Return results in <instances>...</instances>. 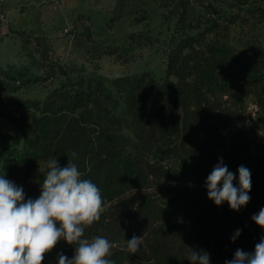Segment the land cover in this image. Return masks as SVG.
<instances>
[{"label":"trees","instance_id":"1","mask_svg":"<svg viewBox=\"0 0 264 264\" xmlns=\"http://www.w3.org/2000/svg\"><path fill=\"white\" fill-rule=\"evenodd\" d=\"M248 1L159 0L177 13L162 79L149 70L111 85L83 69L73 76L44 36L16 30L24 48L35 43L43 71L17 64L1 71L0 115L23 139L0 126V176L22 187L25 201L35 200L50 159L60 167L75 163L106 206L85 238L113 242L114 264H190L189 248L225 264L237 249L253 252L264 237L252 220L264 208V134L255 135L264 120V51L247 28L263 21L264 7L245 8ZM58 75L63 79L44 99L3 98ZM221 159L237 187L238 167L251 172L250 201L239 211L208 199L206 179ZM134 235L142 244L132 254L124 241ZM74 251L60 240L42 264Z\"/></svg>","mask_w":264,"mask_h":264},{"label":"rangeland","instance_id":"2","mask_svg":"<svg viewBox=\"0 0 264 264\" xmlns=\"http://www.w3.org/2000/svg\"><path fill=\"white\" fill-rule=\"evenodd\" d=\"M257 6L264 7V0L244 4L245 8ZM176 19L175 8L162 6L159 0H0V77L9 64L29 65L42 73V56L35 43L24 48L16 32L25 30L28 35L44 36L50 55L74 69L73 76L83 69L84 75L100 77L111 85L115 77L149 70L162 79ZM247 30L264 51V19H253ZM63 77L5 92L3 98L6 102L44 99ZM250 108L255 105L250 103ZM263 124L264 120L258 123L256 136L264 134ZM0 126L22 141L21 129L4 115H0Z\"/></svg>","mask_w":264,"mask_h":264},{"label":"clouds","instance_id":"3","mask_svg":"<svg viewBox=\"0 0 264 264\" xmlns=\"http://www.w3.org/2000/svg\"><path fill=\"white\" fill-rule=\"evenodd\" d=\"M238 173L239 187L233 184L235 174L221 159L206 179L208 199L216 206L227 202L233 211L246 206L250 201L251 172L241 165ZM105 210L99 187L89 179H82V173L71 160L65 167H60L56 158L47 162L41 194L35 200L25 201L23 188L0 176V264H42L45 254L60 240L75 245V251L71 258L60 254L58 264H114L109 259L113 242L103 236L85 238V230L98 222ZM252 220L264 229V208ZM239 235L237 229L233 242ZM124 244L127 251L135 254L142 237L134 235ZM189 249L186 258L190 264H210L206 251ZM225 264H264V237L253 252L237 249L233 259Z\"/></svg>","mask_w":264,"mask_h":264}]
</instances>
